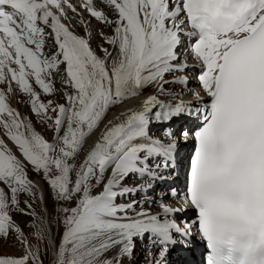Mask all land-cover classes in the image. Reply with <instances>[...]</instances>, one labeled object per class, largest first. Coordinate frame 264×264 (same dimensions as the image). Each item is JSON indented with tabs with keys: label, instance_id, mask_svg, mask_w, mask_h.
I'll return each instance as SVG.
<instances>
[{
	"label": "snow or ice",
	"instance_id": "1",
	"mask_svg": "<svg viewBox=\"0 0 264 264\" xmlns=\"http://www.w3.org/2000/svg\"><path fill=\"white\" fill-rule=\"evenodd\" d=\"M99 4L115 18L94 0L82 6L97 21L114 25L105 40L112 51L101 47L103 58L62 23L66 9L76 11L70 0H0V85H7L0 89V237L15 233L24 247L21 256H0V264H43L13 212L30 216L37 240L53 248L51 214H38L29 200L28 211L20 208L21 194L43 200L25 162L42 173L61 205L54 209L55 222L64 226L54 264H124L137 241L157 249L155 255L148 249L149 264H168L171 249L190 243L192 224L182 228L175 218L187 206L197 213L193 223L206 242V264H264V0ZM49 37L55 51L45 54ZM182 44L200 69L197 79L208 97L194 93L199 104L178 96L172 97L175 103L160 99L170 95L165 85L188 84L187 76L166 79L189 67L178 54ZM57 76L72 91L64 93L65 103L42 102L30 81L51 96ZM13 83L30 98L32 113L53 128L52 142L10 106ZM148 88L158 95L143 100L141 110L123 109L100 130L111 109ZM182 116L200 123L185 207L166 202L177 197L172 188L155 200L160 211L153 214L143 207L151 199L135 197H151L154 183L167 180L165 173L175 167L178 143L171 124ZM154 124L167 125L166 140L154 137ZM180 138L187 142L188 132ZM133 179L144 182L128 186ZM129 196L134 199L119 202Z\"/></svg>",
	"mask_w": 264,
	"mask_h": 264
},
{
	"label": "rangeland",
	"instance_id": "2",
	"mask_svg": "<svg viewBox=\"0 0 264 264\" xmlns=\"http://www.w3.org/2000/svg\"><path fill=\"white\" fill-rule=\"evenodd\" d=\"M95 25H96V29L93 32L95 34L97 33L98 35L96 34L97 36L93 37L92 44H93V47L95 48L96 53L98 55L100 54V57L102 56L101 58H103L104 53L101 51V47H105V48L109 49L110 45L106 44L105 40L108 37H111L113 35L111 33H113L114 28L110 25H107V24L102 25L100 23L99 24L95 23ZM99 27H100V29L98 31ZM47 42L48 41H46V43H45L46 44L45 45L46 53L51 54L52 53L51 52V46L48 47V44L50 42H48V43ZM110 51H112V50H110ZM61 71H63L62 65H61ZM170 76L173 77V74H170ZM176 77H178V75ZM30 82L32 83L34 90L40 94L42 102L47 103L49 100H52L54 102V104L55 103H65L64 93H66L68 91V89L70 90V88L65 87L61 83L59 76L55 77L54 86L56 88V92H55V94H53L51 96L44 94L42 89H40L38 85H36L32 81H30ZM171 86L172 85H169V86L165 85L166 91H169L171 94H177L176 92L178 89L176 90L174 88H171ZM16 95L17 96H14L16 106L13 102V105L11 104V107H13L14 109H15V107L18 108L16 110L19 113L21 111V113H20L21 117L25 121L30 122L32 127L35 129V131H37L39 134H41L46 140H48L49 142H52V140L54 139L53 128L49 127V124L47 122H43L40 117H37L36 115H34L32 113L31 106L29 103L30 98L27 95H25V94L22 95L19 92ZM178 97H179V95H178ZM8 100L10 102H12L11 94L8 95ZM113 109H116V108H113ZM113 109L110 110L108 115L112 112ZM49 114L54 115L51 112ZM112 115L113 114H110V116H112ZM16 150L19 153L17 148H16ZM18 155H20V154H18ZM83 155H85V154L84 153L81 154V158L78 160V163H82ZM25 164H26V169L28 172L29 179H32V180L35 179L33 181H39L43 185V188H44L45 193H46V197H45L44 205L42 207V204L40 205L39 200L32 202L31 199L26 194H21V196H20V208H23L25 211H28V209L25 206L24 201L29 200V202L33 203V208L38 214H41V215L51 214L52 220H53L52 224L50 225L51 237L53 238V235H55L54 241H52L53 242V248H49L45 242L37 240V238L34 235L35 229L30 227V223H31V219H32L30 216H25V215H21L20 213L13 212L12 213L13 219L23 229L25 236L28 239L29 244L32 245L34 249L39 247L40 257L43 260V264H54V261L56 259L54 252H55L56 247H58L60 245L61 237H62V234L64 232L63 224L62 223L57 224L55 222L56 216H55L54 209H58L61 205L59 202L56 201L55 193L50 190L49 186L47 185V183L45 182V180L43 178L42 173L37 174L36 171L31 167V165H27V162H25ZM106 175H110V171ZM136 181H137V183L136 182L133 183V182H131V180L127 181L126 183L128 184V186L136 185V184L139 185L144 180L143 179H137ZM36 191L39 194V190H37V188H36ZM99 191H102V187L95 189L94 194H98ZM132 199H134V198L129 196L127 199H122L119 202L120 203H128ZM135 199H138V198L135 197ZM143 207L145 210H155V211L159 208V207L156 208L154 206L151 207V206H148L146 204H143ZM194 216H195V214L192 215V218ZM23 252H24V247L20 244L19 239L15 233H12L7 239L0 237V256L18 257V256L23 255ZM135 254H137V256H135L133 259H131ZM111 255H113V253H111V252L107 254V256H111ZM133 256L130 259L126 258L124 260V264H147V263H149V261L151 259L150 256L143 253V249L142 250L135 249Z\"/></svg>",
	"mask_w": 264,
	"mask_h": 264
},
{
	"label": "bare ground",
	"instance_id": "3",
	"mask_svg": "<svg viewBox=\"0 0 264 264\" xmlns=\"http://www.w3.org/2000/svg\"><path fill=\"white\" fill-rule=\"evenodd\" d=\"M82 3H84V2H82ZM97 7L99 8L100 6L97 4ZM66 13H70V14H72V15H76L79 19H82L81 21H83V23H81L82 25H86L85 27H84V29H81V28H78V31L79 32H81V33H83V34H89V33H91V35H92V37H95V36H97L93 31H95V29H96V25H95V23L94 22H89V23H87V18H83L82 16H84V14L82 13V11L80 12V11H78V10H76L75 12H73V11H71L70 9H66ZM68 15V14H67ZM88 24V25H87ZM78 26V25H77ZM101 26V25H100ZM99 29H100V27L98 28V31H99ZM104 29V28H103ZM46 30V32H50L47 28L45 29ZM111 34H113V33H111ZM103 36V35H102ZM96 39V38H95ZM46 41H48V42H50L49 44H48V47H50L51 46V48H52V50H51V52H54L55 51V46H54V42H53V40H52V38L51 37H49ZM47 42V43H48ZM46 45V44H45ZM107 46V45H106ZM109 50H112V46L110 45V47H109ZM44 51H45V49H44ZM45 53H46V51H45ZM98 56H100V54L98 55ZM102 57V56H101ZM179 77V76H178ZM173 77H171L170 76V74L166 77V79H172ZM69 88V87H68ZM154 88H148V89H145L144 91H143V93H142V95L140 96V97H138V98H133V99H131V100H129V101H127L126 103H125V105L123 106V108H120V107H117L116 109H113L112 110V112L110 113V114H113L112 116H110V114L106 117V119H105V121L102 123V125H101V129L100 130H103V125L104 124H106L107 122H108V120H112L113 118H114V116L115 115H118L119 114V112L120 111H122L123 109H129V108H135V109H137V110H141V107H142V101L143 100H146L150 95H153V94H157L158 95V93L156 92V90L154 89ZM180 89H178L177 90V94L179 95V97H181V98H183V96L182 95H184V96H186L187 95V93H182L181 92V90L179 91ZM72 91V89L70 88V90L68 89V91L67 92H71ZM168 94H170V95H165V96H161L160 97V99H163V100H165V101H169L170 99H171V96L173 95V96H178L177 94H171L169 91H166ZM12 97V102H11V104L13 105V102H14V104H15V106H16V102H15V98H14V96L12 95L11 96ZM15 109H18V108H16L15 107ZM20 113H21V111H20ZM153 129H154V125L152 126V131H153ZM0 135H2V133L0 132ZM98 135H99V132H97V133H95L92 137H91V139L90 140H88V142H87V145H86V147H85V150H84V154H86L87 153V151L89 150V148L92 146V144H93V142L97 139V137H98ZM4 139H5V142L8 144V146L12 149V151L17 155V156H19L18 154V152H17V150H16V147H15V145H13L12 144V142L11 141H9L8 139H7V137H4ZM15 147V148H14ZM84 156V155H83ZM30 180H32V179H30ZM33 180H35V179H33ZM32 180V181H33ZM35 184H36V186H37V190H39V194H42V196H43V200H39V202H40V205L42 204V207H43V205H44V201H45V197H46V193H45V190H44V188H43V185L39 182V181H33ZM132 182V181H131ZM142 184V183H141ZM42 185V186H41ZM149 212H153V214H155V213H157V212H159L160 210H148ZM54 236L55 235H53V238H52V241H54Z\"/></svg>",
	"mask_w": 264,
	"mask_h": 264
}]
</instances>
